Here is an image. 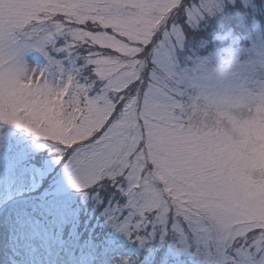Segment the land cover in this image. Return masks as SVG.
Wrapping results in <instances>:
<instances>
[{
	"label": "snow or ice",
	"instance_id": "snow-or-ice-1",
	"mask_svg": "<svg viewBox=\"0 0 264 264\" xmlns=\"http://www.w3.org/2000/svg\"><path fill=\"white\" fill-rule=\"evenodd\" d=\"M183 4L0 0V124L51 144L77 190L87 193L104 181L119 185L125 202L109 207L107 220L141 247L156 239L166 244L172 235L169 247L200 257V264H264V218L232 212L214 229L201 219V205L184 183L182 169L160 148L162 139L179 141L193 130H187L186 111L192 73L212 60L222 77L243 67L231 53L191 59L187 39L181 42L175 26L168 25ZM204 16L201 9L197 19ZM60 36L69 42L57 51L88 49L81 59L89 75L78 80V69L54 83L44 69L29 70L25 52L34 49L52 64L46 48ZM104 36L126 51L93 41ZM181 59L192 67H184ZM133 85L140 94L129 95ZM156 192L159 204L153 206L150 197ZM119 264L134 262L120 258Z\"/></svg>",
	"mask_w": 264,
	"mask_h": 264
},
{
	"label": "rangeland",
	"instance_id": "rangeland-1",
	"mask_svg": "<svg viewBox=\"0 0 264 264\" xmlns=\"http://www.w3.org/2000/svg\"><path fill=\"white\" fill-rule=\"evenodd\" d=\"M242 1L246 3L247 0ZM225 3L226 0H184L182 8L173 14L168 25L175 26L176 36L182 42V33L175 25L179 20H175L176 17L180 18L181 13L187 14L196 25L200 23V19L197 18L201 9L205 15H212L215 10L218 14ZM183 17L185 16L181 19ZM216 38L223 43L226 34ZM248 40L247 47H224L204 58L215 53H231L243 66L240 68L241 72H246L248 60L264 56V30L256 26ZM93 41L102 48L126 51L123 46L106 36L94 37ZM68 42L65 37L60 36L56 38L54 45H50L53 47L52 50L48 51L47 46L48 57L54 61L52 64H49L48 58L34 49L25 52L23 61L28 67L44 69L50 82H60L62 73L64 78L69 74L76 75L78 69L79 80L82 76L89 75L83 68L84 60L81 59L89 54L88 49L82 47L80 53L78 48L57 51L67 48ZM181 64L191 68L182 60ZM231 74L226 73L225 76ZM99 86L97 84V87ZM130 93V96L140 94V88L133 85ZM249 112L250 115L241 118L227 116L226 126L193 128L187 137L179 141L170 138L160 141V148L171 157V163L182 169L184 183L194 198L201 206L219 213L220 221L225 214L232 212L241 214L253 212L254 215L264 218V102L257 103ZM4 129L6 125L0 124V131ZM19 134L29 140L21 141L23 147L25 143L34 142L43 146V149L53 148L51 144L37 140L23 129H20ZM3 149L5 150L4 147ZM59 162L54 159L48 161L43 168L32 166L30 169H23L18 164L12 171L10 182L0 187V264H70V255L76 242L79 212L82 210L81 207L91 200L88 192L91 189L85 193L74 188L65 173L66 161L62 164ZM53 172L55 175L46 187L43 180ZM40 187L44 193L50 195L45 200L48 208H43L42 211L37 209V204L28 206L25 202L28 197L35 198L32 193ZM117 187L119 195L125 199L119 191V185ZM109 207L111 206L104 210L105 221L107 227L113 230V235L107 240L102 252L95 249L97 256L91 258L87 254L86 259L81 260V264H119L120 258L132 261L135 253L140 255L148 244L141 247L138 242L129 241L124 234L117 233L107 220L106 210ZM168 223L171 227V220ZM66 228H69V231L62 252L59 249V240L63 234L57 236L53 234ZM118 242L127 244L131 242V249L122 250V247L126 246L122 244L118 247ZM31 250H35L37 256L31 255L29 253ZM179 264H200V257L194 256L192 261L181 260Z\"/></svg>",
	"mask_w": 264,
	"mask_h": 264
},
{
	"label": "trees",
	"instance_id": "trees-1",
	"mask_svg": "<svg viewBox=\"0 0 264 264\" xmlns=\"http://www.w3.org/2000/svg\"><path fill=\"white\" fill-rule=\"evenodd\" d=\"M182 16L185 17L181 19ZM177 19L179 20L175 25L182 33V42L186 38L189 48L192 49L188 55L192 60L203 59L224 47H247L248 38L253 34L255 27L259 26L264 30V0H247L246 3L242 0H226L220 13L217 14L215 10L214 14L205 15L203 19L199 20L198 26L191 22L192 20L187 14L181 13L180 18L176 17L175 20ZM225 34L226 38H224L223 43H220L216 36ZM52 48V46H48L47 49L49 51ZM81 49L82 47L78 48L79 53ZM181 60L184 62L183 59ZM188 64L189 67H192L191 62ZM19 132L20 129L11 125H6V129L0 131V187L10 182L12 171L18 164L23 169L33 168L32 166L43 168L48 161L57 159L54 148L43 149V146L34 142L25 143L23 147L21 141L28 142L29 140L21 137ZM63 162L60 161L59 163L62 164ZM54 175L55 172L43 180L46 187ZM117 188V185H113L112 182L104 181L103 184L88 191L91 200L81 207L82 210L79 212V221L76 224V242L70 255V264H77L87 254L96 255L95 250L91 251L90 247H94L99 252L105 249L107 240L113 235V230L106 225L104 210L108 206L125 201L119 195ZM32 195L40 200H46L50 196L48 193H44L41 187L35 190ZM151 230L150 227L149 231ZM68 231L69 228H66L62 232L57 231L53 234V236L63 234L59 240L62 251ZM173 240L172 235L169 236L166 244H161L158 239L148 240L146 248L141 251L140 255L135 254L132 261L134 264H179L181 260H194V256L187 253H177L170 248L169 245L172 244Z\"/></svg>",
	"mask_w": 264,
	"mask_h": 264
},
{
	"label": "clouds",
	"instance_id": "clouds-1",
	"mask_svg": "<svg viewBox=\"0 0 264 264\" xmlns=\"http://www.w3.org/2000/svg\"><path fill=\"white\" fill-rule=\"evenodd\" d=\"M31 67H29L30 70ZM246 72L237 68L229 76L220 75L218 62L212 60L202 70L192 73L194 79L186 86L188 131L193 128L226 126V117L241 118L250 115L257 103L264 102V56H256L246 62ZM163 154L166 152L161 148ZM153 206L159 204V192L150 197ZM219 213L201 206V219L214 229L222 227Z\"/></svg>",
	"mask_w": 264,
	"mask_h": 264
}]
</instances>
